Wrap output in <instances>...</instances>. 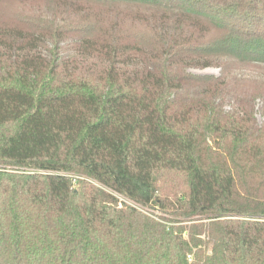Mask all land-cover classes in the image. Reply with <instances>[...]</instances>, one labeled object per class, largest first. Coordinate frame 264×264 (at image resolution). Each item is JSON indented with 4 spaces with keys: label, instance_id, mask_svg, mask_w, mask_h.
<instances>
[{
    "label": "trees",
    "instance_id": "1",
    "mask_svg": "<svg viewBox=\"0 0 264 264\" xmlns=\"http://www.w3.org/2000/svg\"><path fill=\"white\" fill-rule=\"evenodd\" d=\"M14 3L0 264H264V0Z\"/></svg>",
    "mask_w": 264,
    "mask_h": 264
},
{
    "label": "rangeland",
    "instance_id": "2",
    "mask_svg": "<svg viewBox=\"0 0 264 264\" xmlns=\"http://www.w3.org/2000/svg\"><path fill=\"white\" fill-rule=\"evenodd\" d=\"M1 2L4 3H0V14H4V15H8L14 8H15V3L11 4L12 0H0ZM7 1V2H6ZM27 3H30L34 0H25ZM195 72H201V73H213L215 75H217L219 73V68H214V67H209V68H205L203 70H197ZM260 74L258 72V70L254 69V68H250L249 71H247V75H249V77H247L248 79H256V75ZM249 88H247L248 90H250L254 95H255V117L257 118L258 121L261 122V114H260V107L262 105V98L264 97V90L259 91L257 82H251L250 83ZM166 179L163 183L164 185V189L167 191H173L176 188H178V191H183L185 189V184H186V180L185 177L182 175H168L166 176ZM145 208H147L148 210H152L149 211L150 213H152L155 216H161L162 212L160 210L157 211V209H151V206H144Z\"/></svg>",
    "mask_w": 264,
    "mask_h": 264
},
{
    "label": "built area",
    "instance_id": "3",
    "mask_svg": "<svg viewBox=\"0 0 264 264\" xmlns=\"http://www.w3.org/2000/svg\"><path fill=\"white\" fill-rule=\"evenodd\" d=\"M112 194L119 200V203L136 207L137 209L141 210L144 213L151 214L153 217H157V216H155V215H153L152 213L149 212V211H152V210H148L144 206H140L139 204H136L134 201L128 199L127 197H125V196H123V195H121L119 193H116V192H112ZM151 209H155V208H151ZM188 258L189 259L191 258L190 255H188Z\"/></svg>",
    "mask_w": 264,
    "mask_h": 264
}]
</instances>
